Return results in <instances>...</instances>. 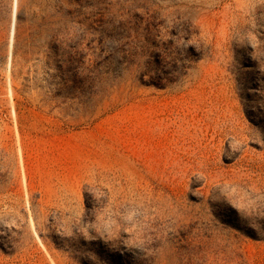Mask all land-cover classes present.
<instances>
[{
    "label": "rangeland",
    "instance_id": "obj_1",
    "mask_svg": "<svg viewBox=\"0 0 264 264\" xmlns=\"http://www.w3.org/2000/svg\"><path fill=\"white\" fill-rule=\"evenodd\" d=\"M145 12L160 14L165 41L188 23L204 45L179 82L145 86L127 72L91 98L55 95L48 53L60 24L111 30ZM237 186L264 190V0H0V264H81L46 236L58 215V234L79 223L86 187L130 214L175 216ZM243 246L264 264V242Z\"/></svg>",
    "mask_w": 264,
    "mask_h": 264
},
{
    "label": "trees",
    "instance_id": "obj_2",
    "mask_svg": "<svg viewBox=\"0 0 264 264\" xmlns=\"http://www.w3.org/2000/svg\"><path fill=\"white\" fill-rule=\"evenodd\" d=\"M159 18L149 12L127 15L111 30L100 20L86 25L72 18L76 27L60 24L48 53L52 78L59 81L55 95L70 101L91 98L127 72L145 86L179 82L206 50L199 40L191 43L188 23L165 41ZM182 41L185 55L173 56ZM156 52L157 58L152 56ZM231 188L222 196V188H215L208 200L205 195L192 199L186 213L171 216L152 206L136 207L130 214L129 205L111 203L108 190L86 187L79 223L68 231L63 226L58 234V215L50 219L46 237L81 264H252L243 245L246 239L264 242V190ZM218 197L220 205L214 201ZM217 205L232 215L214 212Z\"/></svg>",
    "mask_w": 264,
    "mask_h": 264
}]
</instances>
